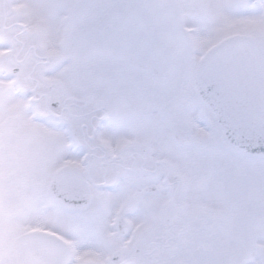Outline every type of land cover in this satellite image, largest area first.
Returning a JSON list of instances; mask_svg holds the SVG:
<instances>
[{
    "label": "snow or ice",
    "instance_id": "1",
    "mask_svg": "<svg viewBox=\"0 0 264 264\" xmlns=\"http://www.w3.org/2000/svg\"><path fill=\"white\" fill-rule=\"evenodd\" d=\"M0 264H264V0H0Z\"/></svg>",
    "mask_w": 264,
    "mask_h": 264
}]
</instances>
